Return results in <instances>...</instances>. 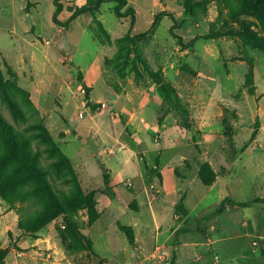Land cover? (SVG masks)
Masks as SVG:
<instances>
[{
	"label": "rangeland",
	"instance_id": "1",
	"mask_svg": "<svg viewBox=\"0 0 264 264\" xmlns=\"http://www.w3.org/2000/svg\"><path fill=\"white\" fill-rule=\"evenodd\" d=\"M87 1L61 0L58 20ZM127 3L132 28L116 3L63 27L54 0H0V80L23 118L1 90L0 114L56 196L82 197L33 232L40 202L0 195V264H264V187L248 184L264 177V22L236 20L240 0ZM165 11L183 44L233 33L183 47L169 16L151 28ZM132 145L143 178L118 172Z\"/></svg>",
	"mask_w": 264,
	"mask_h": 264
},
{
	"label": "trees",
	"instance_id": "2",
	"mask_svg": "<svg viewBox=\"0 0 264 264\" xmlns=\"http://www.w3.org/2000/svg\"><path fill=\"white\" fill-rule=\"evenodd\" d=\"M60 1L61 0H54L56 9L53 14V22L59 26L67 27L79 16L97 10L106 3H116V16L119 18H127L130 16L131 28L135 25L134 8L127 7L125 12L121 11L127 6V0H89L85 5L74 11H72V8H69L72 14L65 23H61L58 20V16L63 9V5ZM163 16H169L173 19L174 22L170 29V33L173 37L178 39L179 44L183 47H189L199 39H217L233 33V31H222L204 36H197L188 44H183V39L174 33V30L178 27V23L171 13L167 11L158 13L154 17L151 28L153 29L158 20ZM234 16L236 20L239 21L240 16H253L264 22V0H240V6L234 10ZM244 26V23H242V27ZM147 32L148 31L143 32L138 36L143 37ZM5 84L3 80H0V90L2 94L7 98L6 100L13 112L23 118L22 111L17 107L16 102L11 99L10 91L5 87ZM0 131V195L8 196L12 201L28 200L36 204L40 202L41 210L32 216L29 222V228L33 232L41 230L56 217L69 213L82 204V197L78 192L70 197L64 196L63 200H60L56 196L54 188L44 177V167L41 162H39L37 153H34L31 149L29 139L25 137L21 131L15 129L1 114ZM203 180L208 184L206 179ZM105 181L107 183V178ZM46 195L48 196L47 203L44 201V196ZM227 200L226 198L221 203L220 212L225 208V202ZM259 202L264 204L262 200ZM240 206L246 207L247 205L242 203ZM181 207L184 208L185 205L182 204ZM22 227L27 228L25 225L23 226V224ZM129 238L130 242H133V238L131 236Z\"/></svg>",
	"mask_w": 264,
	"mask_h": 264
},
{
	"label": "crops",
	"instance_id": "3",
	"mask_svg": "<svg viewBox=\"0 0 264 264\" xmlns=\"http://www.w3.org/2000/svg\"><path fill=\"white\" fill-rule=\"evenodd\" d=\"M92 100V99H91ZM90 100V101H91ZM136 146L132 145V147L130 146V148H128V150H122L120 151L121 154H119V160L121 162V168H119L118 172L120 173V171H122L123 174H128L127 177H144V173L141 169L140 164L138 163V161L134 158V156L136 155ZM178 152V151H176ZM177 158L176 159H172L171 163H170V169L174 170L179 164H181L183 161H181L180 159H187L186 156L182 153H177ZM180 158V159H179ZM168 168V166L166 167ZM258 177H256L255 180L249 181L248 184L251 186V188H261L264 187V177H261V179H259ZM217 182L214 183V185L210 188L213 191V188L216 186ZM210 191V192H212ZM174 193L176 194V190L174 191ZM172 198H173V193H170ZM163 197H160V199ZM262 200V199H261ZM264 201V200H262ZM168 204H171L172 201H165ZM160 201L157 202V204H159ZM203 203V202H202ZM165 203H161L160 206H162ZM264 205V204H263ZM134 231L136 232V240L138 242V233L137 230L139 229V225L137 224V221L134 219V221L132 222ZM160 225V222H158V220H156L155 222V227L154 228H159L158 226ZM154 228L152 226L149 227H145V229H149L150 232L154 231Z\"/></svg>",
	"mask_w": 264,
	"mask_h": 264
},
{
	"label": "built area",
	"instance_id": "4",
	"mask_svg": "<svg viewBox=\"0 0 264 264\" xmlns=\"http://www.w3.org/2000/svg\"><path fill=\"white\" fill-rule=\"evenodd\" d=\"M100 107H102V109H103V108H105V107H106V105H105L104 103H102ZM80 116H82V117H83V114H82V115H80Z\"/></svg>",
	"mask_w": 264,
	"mask_h": 264
}]
</instances>
